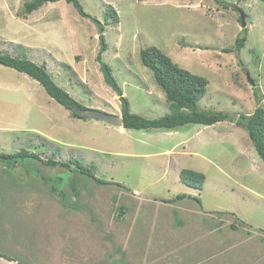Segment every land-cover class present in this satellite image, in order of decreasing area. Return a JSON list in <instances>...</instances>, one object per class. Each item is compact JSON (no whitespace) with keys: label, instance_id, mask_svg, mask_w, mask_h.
I'll return each mask as SVG.
<instances>
[{"label":"rangeland","instance_id":"374dc122","mask_svg":"<svg viewBox=\"0 0 264 264\" xmlns=\"http://www.w3.org/2000/svg\"><path fill=\"white\" fill-rule=\"evenodd\" d=\"M30 1L0 0V54L46 64L88 111L73 118L39 82L0 65V153L40 158L0 163V254L29 264H264V162L248 133L229 122L173 132L110 124L101 117L121 116V98L99 62L146 119L171 113L141 62L150 47L209 81L200 111L251 115L264 107V2L79 0L83 16L67 0L27 14ZM109 8L119 22L106 20ZM183 170L203 173V189L185 185Z\"/></svg>","mask_w":264,"mask_h":264},{"label":"trees","instance_id":"16d2710c","mask_svg":"<svg viewBox=\"0 0 264 264\" xmlns=\"http://www.w3.org/2000/svg\"><path fill=\"white\" fill-rule=\"evenodd\" d=\"M60 0H33L25 4L24 8L27 14L33 13L39 10L46 3H56ZM148 1V0H139ZM218 2H221L217 0ZM264 2V0H259ZM69 4H72L80 14L86 15L83 6L79 0H67ZM225 6H228L225 4ZM246 17L247 14L244 13ZM114 18L115 22H119L117 12L109 8L106 13V20ZM242 22V17H240ZM106 25V24H105ZM104 29V28H103ZM104 31V30H103ZM246 32V29L244 30ZM103 50H107L104 36H101ZM246 36L239 37L236 40L235 50L237 53L246 45ZM227 53L233 52L231 49L225 50ZM141 62L144 66L151 69L154 73L155 81L157 85L165 92L168 103L170 104L171 113L155 120L146 119L140 115L134 114L131 111L130 101L126 97L121 98L122 104V116L124 120V128L127 130H164V131H177L187 125H203V126H214L219 123L229 122L235 124L239 128L245 130L259 157L264 162V107H257L251 115L240 114L239 116L230 113H213L200 111L198 109L199 103L207 94V88L209 81L202 77L181 68L179 65L173 62L171 57L163 53L156 47H150L140 52ZM0 65L9 67L25 73L32 79L39 82L46 92L55 99L59 104L65 107L71 116L75 119H82V112L88 111V109L74 99L67 91L60 87L55 80L52 78L46 64L38 65L27 59L20 57H13L11 55L0 54ZM64 68H68L67 64H63ZM110 71V68L107 66ZM257 101H261L260 97L255 92ZM93 112H96L93 110ZM26 158H39L36 154L30 153L29 151L23 150L15 155L0 153V163L16 167L19 159ZM52 166L53 164L59 165L57 162L50 161L47 163ZM52 164V165H51ZM62 167H67L68 164L60 163ZM7 168V169H8ZM79 173L87 175L88 177L98 178L91 173L85 172V168L78 164ZM181 181L195 189H203L206 177L203 173H198L192 170H183L180 174ZM186 195H179L177 199H185ZM220 224H224L221 221ZM235 225L232 224L230 227L235 230ZM220 227V226H219ZM0 258L4 259L9 263L15 264H29L23 259H17L10 256L0 254Z\"/></svg>","mask_w":264,"mask_h":264},{"label":"water","instance_id":"95a60500","mask_svg":"<svg viewBox=\"0 0 264 264\" xmlns=\"http://www.w3.org/2000/svg\"><path fill=\"white\" fill-rule=\"evenodd\" d=\"M96 24L98 25V28H99V31H100V34L102 35L103 34V26L101 24V22H99L98 20H95ZM242 23H243V26L245 27L246 26V23H245V16L244 14H242ZM100 65H101V70L103 72V76L104 78L106 79L107 83L109 84V86L115 91L117 92L118 96L120 98L123 97V92L118 88L114 78L112 77L110 71L107 69V66L101 61L100 59ZM250 82L252 84H254L253 80L250 79ZM104 121L110 123V124H113V125H116V126H119V127H124V120H123V116H115V115H111V114H103V116L101 117Z\"/></svg>","mask_w":264,"mask_h":264},{"label":"crops","instance_id":"0c3cea01","mask_svg":"<svg viewBox=\"0 0 264 264\" xmlns=\"http://www.w3.org/2000/svg\"><path fill=\"white\" fill-rule=\"evenodd\" d=\"M122 116V115H121ZM124 129V128H123ZM171 132H173V131H171ZM165 156H169V155H171V151H165ZM134 194H137V195H140V191L139 190H137V189H135L134 190ZM141 196V195H140ZM131 209V211H133L134 210V208H130ZM189 211V210H188ZM202 212H205V210H201ZM128 213V212H127ZM125 215H127L126 214V212H125V209L123 210V212L121 213V215H120V217H124ZM214 220V219H213ZM218 224L219 223H217L216 225L218 226ZM212 226H214V225H212ZM219 228V226L217 227V229ZM219 230V229H218ZM118 230L116 229V232H117ZM125 246H128V245H125ZM90 261H91V263L90 264H93L92 262L94 261L93 259H90ZM88 264V263H87Z\"/></svg>","mask_w":264,"mask_h":264},{"label":"clouds","instance_id":"9594fccd","mask_svg":"<svg viewBox=\"0 0 264 264\" xmlns=\"http://www.w3.org/2000/svg\"><path fill=\"white\" fill-rule=\"evenodd\" d=\"M103 28H104V26H103Z\"/></svg>","mask_w":264,"mask_h":264}]
</instances>
